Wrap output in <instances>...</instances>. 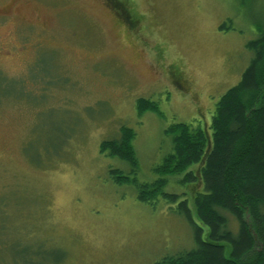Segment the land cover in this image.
<instances>
[{"label": "rangeland", "instance_id": "374dc122", "mask_svg": "<svg viewBox=\"0 0 264 264\" xmlns=\"http://www.w3.org/2000/svg\"><path fill=\"white\" fill-rule=\"evenodd\" d=\"M263 21L264 0H0V264H154L194 247L173 204L111 179L129 167L99 145L132 128L137 178L157 177L165 129L210 122ZM141 97L161 114L139 116ZM182 177L164 190L192 207Z\"/></svg>", "mask_w": 264, "mask_h": 264}, {"label": "trees", "instance_id": "16d2710c", "mask_svg": "<svg viewBox=\"0 0 264 264\" xmlns=\"http://www.w3.org/2000/svg\"><path fill=\"white\" fill-rule=\"evenodd\" d=\"M132 11L123 10L135 21ZM256 32L246 43L251 53L247 66L215 103L210 122H174L165 129L171 151L153 167V180L137 178L132 128L121 127L118 138L99 145L101 153L129 167L110 168L115 183L130 185L144 203L163 198L192 227L194 247L154 264H264V21ZM136 111L139 116L145 111L161 114L154 101L142 97L136 100ZM181 174L180 181L195 190L192 207L186 197L164 190Z\"/></svg>", "mask_w": 264, "mask_h": 264}]
</instances>
